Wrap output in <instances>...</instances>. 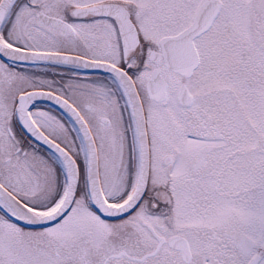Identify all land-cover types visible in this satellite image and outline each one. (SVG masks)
Wrapping results in <instances>:
<instances>
[{"label":"snow or ice","instance_id":"obj_1","mask_svg":"<svg viewBox=\"0 0 264 264\" xmlns=\"http://www.w3.org/2000/svg\"><path fill=\"white\" fill-rule=\"evenodd\" d=\"M0 264H264V0H0Z\"/></svg>","mask_w":264,"mask_h":264}]
</instances>
